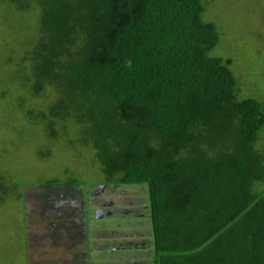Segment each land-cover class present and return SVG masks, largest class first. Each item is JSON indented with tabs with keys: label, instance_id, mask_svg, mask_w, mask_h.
I'll return each instance as SVG.
<instances>
[{
	"label": "trees",
	"instance_id": "1",
	"mask_svg": "<svg viewBox=\"0 0 264 264\" xmlns=\"http://www.w3.org/2000/svg\"><path fill=\"white\" fill-rule=\"evenodd\" d=\"M0 9L24 23L21 90L45 100L27 116L83 150L97 182L145 186V264H264V104L236 97L231 60L209 54L219 36L201 0ZM60 186L79 189L74 178Z\"/></svg>",
	"mask_w": 264,
	"mask_h": 264
},
{
	"label": "rangeland",
	"instance_id": "2",
	"mask_svg": "<svg viewBox=\"0 0 264 264\" xmlns=\"http://www.w3.org/2000/svg\"><path fill=\"white\" fill-rule=\"evenodd\" d=\"M201 3V20L219 36L209 54L231 60L229 70L241 83L236 97L264 104V0ZM0 13V264H145L149 254L138 246L148 227L137 219L148 211L145 186L97 182L101 176L83 150L58 142L27 116L29 105L37 108L45 100L22 92L17 55L23 21ZM263 140L258 136L255 147ZM71 178L79 189L60 186ZM48 180L56 184L42 185ZM109 246L115 248L111 255Z\"/></svg>",
	"mask_w": 264,
	"mask_h": 264
},
{
	"label": "flooded vegetation",
	"instance_id": "3",
	"mask_svg": "<svg viewBox=\"0 0 264 264\" xmlns=\"http://www.w3.org/2000/svg\"><path fill=\"white\" fill-rule=\"evenodd\" d=\"M84 204V203H83ZM91 209V208H90ZM128 211V210H127ZM131 243V241L129 242ZM120 244V243H119ZM112 249V248H111ZM115 249V248H114ZM113 250V249H112ZM112 254V252L110 251V255ZM119 262V261H118ZM124 262H127L126 260H122L119 262V264H123ZM126 264V263H125ZM129 264H132V263H129Z\"/></svg>",
	"mask_w": 264,
	"mask_h": 264
},
{
	"label": "clouds",
	"instance_id": "4",
	"mask_svg": "<svg viewBox=\"0 0 264 264\" xmlns=\"http://www.w3.org/2000/svg\"><path fill=\"white\" fill-rule=\"evenodd\" d=\"M91 203H93V202H91ZM94 205V204H93ZM95 206V205H94ZM91 209H92V206H91ZM96 212H98V211H96ZM102 212V211H101ZM101 212H99V217L98 218H100L101 216H100V214H101Z\"/></svg>",
	"mask_w": 264,
	"mask_h": 264
}]
</instances>
